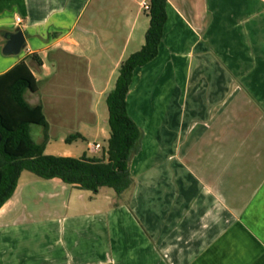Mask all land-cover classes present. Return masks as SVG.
Returning a JSON list of instances; mask_svg holds the SVG:
<instances>
[{"label": "crops", "instance_id": "0c3cea01", "mask_svg": "<svg viewBox=\"0 0 264 264\" xmlns=\"http://www.w3.org/2000/svg\"><path fill=\"white\" fill-rule=\"evenodd\" d=\"M142 1L0 0V75L26 61L39 92L45 82L57 93L54 78L66 88L56 116L49 91L31 103L48 121L46 154L61 156L59 140L64 156H107V97L150 25ZM167 14L159 54L127 97L142 132L132 185L93 193L24 171L0 209V264H264V0H168ZM17 27L27 46L4 55ZM78 141L89 151L76 153ZM52 196L56 210L31 217ZM38 237L41 254L19 246Z\"/></svg>", "mask_w": 264, "mask_h": 264}, {"label": "trees", "instance_id": "16d2710c", "mask_svg": "<svg viewBox=\"0 0 264 264\" xmlns=\"http://www.w3.org/2000/svg\"><path fill=\"white\" fill-rule=\"evenodd\" d=\"M149 5L145 44L122 62L115 88L107 97L110 138L103 159L46 154L49 125L43 107L26 99L27 92L36 94L39 90L35 75L26 61L0 75V209L14 195L24 171L45 180L58 178L93 193L110 188L121 196L132 185L130 162L140 150L142 132L128 113L127 97L136 71L158 56L168 19V0H149ZM31 57L38 66L42 65L37 54ZM33 124L44 128L41 143L33 139ZM77 139L83 136L70 135L66 142Z\"/></svg>", "mask_w": 264, "mask_h": 264}, {"label": "rangeland", "instance_id": "374dc122", "mask_svg": "<svg viewBox=\"0 0 264 264\" xmlns=\"http://www.w3.org/2000/svg\"><path fill=\"white\" fill-rule=\"evenodd\" d=\"M54 80H57V81H55L56 83L51 88H54L57 91V93L49 91L48 88H50V86H47V84L45 82H42L40 84V88L42 89L41 92H43V95L46 94L45 91H49L48 97H46V98L48 99V102L51 101L50 105H51V108H52V113H54V116H56L55 114L59 111V109L56 108V105H57V103H60V101L63 100V96L66 95V93H64V92H66V91H64L66 88L62 87V83L59 86V83H60L61 79L54 78ZM41 92L38 91L36 94H33L31 92H27L26 93V99L28 100L29 103L33 104V103L36 102V98L40 97V93ZM84 97H85L84 95L81 96V102H82V107H83L82 108V112H83L82 115H84V117H86L87 116V112H86L87 111V107H86L87 99H85ZM46 102H47V100H46ZM50 118H51V116H50ZM51 119H53V118H51ZM54 120L56 121L57 119H54ZM53 129H54L53 130V135L54 134L55 135H59V133H58L59 127L53 126ZM31 134L33 136L34 141L36 143H40L41 139L43 138V135H44V128L42 126H40V125L33 124V125H31ZM53 146L56 149V151H58L56 153L60 154L61 156H64V154H63L64 153V149L63 148L64 147H69V145L66 144L64 141H59V140H55L53 142ZM81 147H84L86 149V151H87L88 150L86 148L87 147V142L86 141H78L77 145H73L72 148H73V150L76 151V153H79V151L81 150ZM34 177L36 179L38 178L36 175H34ZM37 180H40V182H47V183L52 182V180L50 181V180H44V179H39V178ZM36 189H37V187H36ZM42 190H44V189H41V191ZM37 201H40V199H36L35 203H42V202H37ZM33 203L34 202H30L28 204L29 205L28 206L29 209H32L31 205H33ZM50 203H52V204L46 205L47 208H45V211H42L39 214H36L35 211H33V210H28V212L31 215V217L35 218L36 215H37L36 219L39 218V216L46 215L47 213H53L56 210V209L55 210L53 209V203H54L53 196H52V201ZM28 243H29L30 246H32V248H34L33 249L35 251L34 254H36V255L37 254H41V250L43 249V246H42L43 245V240H42L41 237L33 239L32 242H26V240L24 239V240L19 242V246L20 247H23V245L29 246Z\"/></svg>", "mask_w": 264, "mask_h": 264}, {"label": "water", "instance_id": "95a60500", "mask_svg": "<svg viewBox=\"0 0 264 264\" xmlns=\"http://www.w3.org/2000/svg\"><path fill=\"white\" fill-rule=\"evenodd\" d=\"M3 36L5 38V44L2 48L4 55H19L25 50L27 46L26 36L20 27H17L13 31L5 32Z\"/></svg>", "mask_w": 264, "mask_h": 264}, {"label": "built area", "instance_id": "2783aa9c", "mask_svg": "<svg viewBox=\"0 0 264 264\" xmlns=\"http://www.w3.org/2000/svg\"><path fill=\"white\" fill-rule=\"evenodd\" d=\"M141 7H142V9H143L145 12H148L149 9H150L149 0H144V1H142V2H141ZM16 22H17V23H21V22H22V19H21L20 17H17V18H16ZM93 147H94L95 149H100V148H101V145H100V144H95V145H93Z\"/></svg>", "mask_w": 264, "mask_h": 264}]
</instances>
